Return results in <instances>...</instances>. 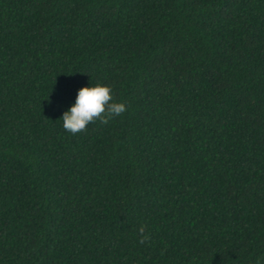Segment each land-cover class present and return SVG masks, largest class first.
<instances>
[{
    "label": "trees",
    "instance_id": "16d2710c",
    "mask_svg": "<svg viewBox=\"0 0 264 264\" xmlns=\"http://www.w3.org/2000/svg\"><path fill=\"white\" fill-rule=\"evenodd\" d=\"M0 264H264V0H0Z\"/></svg>",
    "mask_w": 264,
    "mask_h": 264
},
{
    "label": "clouds",
    "instance_id": "9594fccd",
    "mask_svg": "<svg viewBox=\"0 0 264 264\" xmlns=\"http://www.w3.org/2000/svg\"><path fill=\"white\" fill-rule=\"evenodd\" d=\"M127 111L124 102H115L111 86L97 83L83 86L78 90L75 103L60 118L63 128L72 135L87 131L90 123L108 121L116 116H121ZM146 225L139 228V242L141 244L151 241V233L146 231Z\"/></svg>",
    "mask_w": 264,
    "mask_h": 264
}]
</instances>
